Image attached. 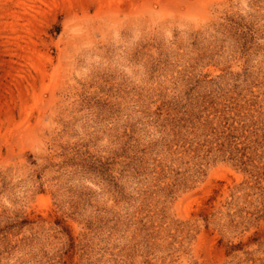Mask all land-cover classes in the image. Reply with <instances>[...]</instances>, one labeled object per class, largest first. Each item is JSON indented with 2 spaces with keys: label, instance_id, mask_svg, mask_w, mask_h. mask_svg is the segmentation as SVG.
<instances>
[{
  "label": "rangeland",
  "instance_id": "374dc122",
  "mask_svg": "<svg viewBox=\"0 0 264 264\" xmlns=\"http://www.w3.org/2000/svg\"><path fill=\"white\" fill-rule=\"evenodd\" d=\"M0 264H264V0H0Z\"/></svg>",
  "mask_w": 264,
  "mask_h": 264
}]
</instances>
